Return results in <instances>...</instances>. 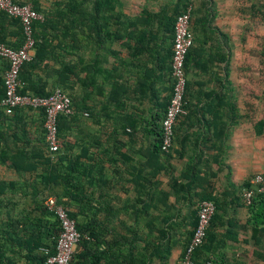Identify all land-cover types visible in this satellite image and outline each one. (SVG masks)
<instances>
[{"label": "trees", "instance_id": "1", "mask_svg": "<svg viewBox=\"0 0 264 264\" xmlns=\"http://www.w3.org/2000/svg\"><path fill=\"white\" fill-rule=\"evenodd\" d=\"M253 1H240L236 8L235 19L243 22L244 35L253 34L264 25V0ZM11 2L17 5L29 4L42 17V20L32 23L33 57L20 68L18 93L47 97L58 89L70 99L72 113L57 117V137L61 141V147L52 158L47 151L43 127L45 114L42 109L18 108L12 114H6L0 108V166H5L14 173L11 180L0 179V264H47L48 256L55 253L61 225L54 212L44 204L48 197L56 199V203L75 222V229L80 235L70 264H101L100 261H103L102 264H169V258L176 250H179V258L175 264H179L195 228L198 205L202 201L212 202L215 210L208 222L203 243L192 255L194 264H264V192L257 191V188L251 185L250 180L254 175L239 186L229 181L221 191L216 192L211 184L205 183L207 188L204 187V182L196 175L195 166L192 171L187 169L184 174L170 179L169 188L174 197H182L190 206L187 208V212L191 214L188 222L183 218L181 223H178V214L163 219L161 215L156 214L159 213L157 205L152 203L153 215L147 222L138 224L136 219V224L128 230L134 235V239L101 240L105 245L101 253L97 252L98 237L106 231L112 232V226L97 225L94 219L95 210L92 212L91 209L80 212H91L92 219H87L88 222L84 224L77 222V217L65 201L67 196L72 199L73 195H68L69 190L79 187V184H75L71 167L65 165V152L67 124L72 115L80 113L79 107L75 108V99L69 92L74 91V87L67 82L66 56L72 57L75 52L79 58L83 51L94 55L96 48H88L86 39L95 42L93 45L101 41L103 44L112 38L111 28L114 26L118 28L115 31L117 39L133 44L132 48L126 45L127 57L131 54H151L155 47L167 43L165 54L169 57L170 66L174 22L186 7L191 5L190 30L193 42L185 57L186 79L187 74H197L198 71L207 77L220 72L226 73L230 56L229 39L215 25L213 0H172L163 3L158 0H146L139 14L134 17H129L123 12L121 0ZM87 25L90 29L88 27V32H84L82 28ZM254 35L256 41L248 55L256 59L259 80H249L247 89L245 86L242 89L247 93L246 118L252 133L254 137L264 140V91L258 88L259 83L264 82V34L262 37ZM22 43L23 31L20 21L0 11V44L17 49ZM7 66V62L0 58V99L4 94L3 76ZM246 66L251 73V64L246 63ZM126 68L128 70L127 66ZM169 69L171 76V68ZM68 72L72 71L69 69ZM48 79H52L51 83H48ZM218 83V91H199L206 102L198 98L195 102L211 108L215 105L218 110L215 122L220 123L217 127L220 128L221 136H224L226 128L237 122L240 114L229 83ZM172 84L171 77L169 94L162 108V118L156 119L160 124H155L153 128V134L157 137L155 149L167 156L171 154L173 143L167 152L160 151L161 121L170 98ZM189 91L191 85L186 81L183 105L186 115L190 112L195 98ZM136 92L143 94L145 90L139 89L137 85ZM181 117L183 115L178 117L176 123ZM28 125L34 128L29 129ZM73 171L78 172V169ZM260 174L264 177V163ZM20 179L22 182H19ZM226 179L228 180V177ZM21 185L24 186V192L18 188ZM15 189L27 198V202L33 203V207H21L15 197ZM194 189H199V192L191 193ZM247 190L252 191L248 206L242 197L243 192ZM143 210L147 213L149 208L143 207ZM242 210L245 212L243 221ZM43 248L48 250V254L42 252Z\"/></svg>", "mask_w": 264, "mask_h": 264}, {"label": "crops", "instance_id": "2", "mask_svg": "<svg viewBox=\"0 0 264 264\" xmlns=\"http://www.w3.org/2000/svg\"><path fill=\"white\" fill-rule=\"evenodd\" d=\"M121 1L123 12L129 17L137 16L146 4V0H138L137 11L131 12L132 1ZM215 25L229 39L228 70L208 77L199 71L187 74V82L191 85L189 92L195 98L190 112L186 115L184 111L175 125L173 147L168 156L156 151L157 137L153 134L154 125L160 124L156 119L161 120L163 104L169 94L171 76L169 57L165 54L167 43L155 47L151 54H131L127 57L126 45L132 48L133 44L117 39L115 31L118 28L113 26L112 38L103 44L101 41L93 45L95 42L86 39L88 48H96L94 55L88 50L83 51L80 62L75 52L72 57L66 56L67 82L74 87V91L69 92L80 113L72 115L67 124L65 152V165L71 167V174L75 175V184L79 187L71 188L68 195L71 193L72 199L67 196L65 201L77 217V222L84 224L92 219L91 212H80L91 209L92 212L95 210L97 225L112 226V232L99 235L98 253L105 246L102 241L134 239L128 230L136 224V219L138 224L147 222L153 215L152 203L157 205L159 213L156 214L163 219L178 214V223L183 218L188 222L191 214L187 208L190 206L182 197H174L169 188L170 179L184 174L187 169L192 171L195 166L196 175L204 182V187L205 183L211 184L216 192L221 191L229 181L239 186L249 177L262 172L264 140L252 133L246 118L247 93L242 89L244 86L247 89L249 80L258 81L259 75L256 72L250 74L246 68V63L253 66V62L248 55L249 50H243V27L236 43L230 33L216 22ZM88 27L82 30L88 32ZM51 81L48 79V83ZM218 81L223 85L229 83L240 114L237 122L229 123L224 136L217 127L220 123L215 122L218 111L215 105L211 108L195 102L197 98L206 102L199 91H218ZM263 83H259V89ZM199 84L203 86L199 87ZM137 85L145 90L143 94L136 92ZM30 127L34 128L27 126ZM76 168L78 172L73 171ZM13 176L11 170L0 166L1 180H11ZM19 182H22L21 179ZM18 188L22 190L24 186ZM193 192L197 193L199 189ZM14 193L21 207H33V203L27 202L17 189ZM143 207L149 208L147 213ZM244 215L242 210V221ZM178 258L179 250H176L170 256L169 264H175Z\"/></svg>", "mask_w": 264, "mask_h": 264}, {"label": "built area", "instance_id": "3", "mask_svg": "<svg viewBox=\"0 0 264 264\" xmlns=\"http://www.w3.org/2000/svg\"><path fill=\"white\" fill-rule=\"evenodd\" d=\"M0 11L17 18L23 31V43L19 48L12 49L0 44V58L5 60L8 65L3 76L4 94L0 99V108L6 114H12L18 108L42 109L45 114L43 127L45 129L47 151L50 157L53 158L61 147V141L57 137V117L72 113L70 99L58 89L47 97L21 95L18 93L20 68L33 57L32 23L42 20V17L29 4L17 5L12 3L11 0H0ZM191 12L192 7L188 5L174 22L173 51L170 64L173 84L161 121V152H167L172 147L174 126L178 117L184 113V94L187 81L184 73L185 57L193 42L190 30ZM250 183L257 188V191L264 192V177L261 174H256L250 180ZM251 196V190L243 192L242 197L246 206L250 204ZM44 204L47 209L54 212L61 225V231L56 239L55 253L48 256L46 263L70 264L71 256L80 237L75 229V222L56 203L54 197H48ZM214 210V204L210 201L199 203L196 214L197 222L179 264H194L192 255L205 239L206 228ZM42 252L48 254L46 248H43Z\"/></svg>", "mask_w": 264, "mask_h": 264}, {"label": "rangeland", "instance_id": "4", "mask_svg": "<svg viewBox=\"0 0 264 264\" xmlns=\"http://www.w3.org/2000/svg\"><path fill=\"white\" fill-rule=\"evenodd\" d=\"M131 12H136L138 9V0H131ZM172 0H158V2H168ZM240 1L243 0H213L215 4V22L220 26L221 29H223L225 32L230 33V35L233 36V40L238 43V35L240 34V31H242L243 22L238 21L235 19V12L238 5L241 3ZM253 2H257V0H254ZM247 6V3H246ZM258 34V37H262L264 34V25L259 27V31H255L253 34L251 33H245L243 35L244 42L242 43L243 50L244 48L250 50L252 48L253 43L256 41V35ZM252 57L253 66L251 69V73L253 74L256 72L255 70V57ZM240 58V57H239ZM260 91H264V83L260 85ZM258 162L260 163V154Z\"/></svg>", "mask_w": 264, "mask_h": 264}]
</instances>
